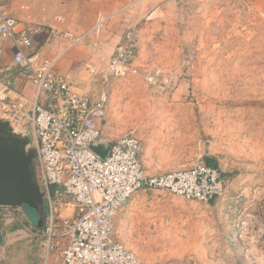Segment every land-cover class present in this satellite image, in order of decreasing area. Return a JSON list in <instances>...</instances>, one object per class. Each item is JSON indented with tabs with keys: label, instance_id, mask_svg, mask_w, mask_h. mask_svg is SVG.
Returning a JSON list of instances; mask_svg holds the SVG:
<instances>
[{
	"label": "rangeland",
	"instance_id": "rangeland-1",
	"mask_svg": "<svg viewBox=\"0 0 264 264\" xmlns=\"http://www.w3.org/2000/svg\"><path fill=\"white\" fill-rule=\"evenodd\" d=\"M153 2L135 25L138 71L111 82L104 134L134 130L149 172L207 156L235 175L214 202L134 194L115 237L145 264H264V0ZM11 212L0 214V264H42L24 228L37 213Z\"/></svg>",
	"mask_w": 264,
	"mask_h": 264
},
{
	"label": "built area",
	"instance_id": "built-area-1",
	"mask_svg": "<svg viewBox=\"0 0 264 264\" xmlns=\"http://www.w3.org/2000/svg\"><path fill=\"white\" fill-rule=\"evenodd\" d=\"M25 1L0 0V68L9 43L12 64L33 85L27 105L17 98L8 79L2 82L0 118L15 128L30 129L37 181L45 194L42 227L24 228L37 238L42 264H145L115 237L113 220L134 194L168 192L208 203L221 198L228 183L202 159L189 167L174 165L165 172H149L142 160L143 144L134 130L112 139L104 134L111 82L138 71L137 26L125 30L116 44L102 83L105 89L94 97L75 89L57 71L56 60L34 44L42 27L22 22L11 8L16 2L20 9H27ZM99 141L109 144L105 157L91 149ZM67 207L71 213L63 215ZM15 209L0 206V214H13Z\"/></svg>",
	"mask_w": 264,
	"mask_h": 264
},
{
	"label": "crops",
	"instance_id": "crops-1",
	"mask_svg": "<svg viewBox=\"0 0 264 264\" xmlns=\"http://www.w3.org/2000/svg\"><path fill=\"white\" fill-rule=\"evenodd\" d=\"M16 3V2H15ZM153 0H27V9L12 4L13 14L22 22L38 24L41 32L34 44L43 53L56 60V69L68 77L75 89L97 97L103 84L101 73L106 67L114 48L122 40L125 30L138 25L142 16L149 14ZM142 24H146L141 22ZM140 25V23H139ZM69 33L68 37L65 34ZM107 48L104 50V48ZM102 48V51L101 49ZM102 52V53H101ZM9 43L0 68V91L2 82L8 79L18 94V99L28 105L32 98L33 85L23 77L11 61ZM22 121H28L23 118ZM218 168L217 159L212 158ZM150 172H159L155 169ZM66 198V197H65ZM69 198L67 197L66 200ZM71 208L63 210L70 215Z\"/></svg>",
	"mask_w": 264,
	"mask_h": 264
},
{
	"label": "water",
	"instance_id": "water-1",
	"mask_svg": "<svg viewBox=\"0 0 264 264\" xmlns=\"http://www.w3.org/2000/svg\"><path fill=\"white\" fill-rule=\"evenodd\" d=\"M91 149L101 157L109 144L96 142ZM205 154L209 152L205 150ZM0 206H27L37 213L36 227L45 219V194L37 181V153L29 128L17 129L0 118Z\"/></svg>",
	"mask_w": 264,
	"mask_h": 264
},
{
	"label": "trees",
	"instance_id": "trees-1",
	"mask_svg": "<svg viewBox=\"0 0 264 264\" xmlns=\"http://www.w3.org/2000/svg\"><path fill=\"white\" fill-rule=\"evenodd\" d=\"M206 164H211L213 166H215L219 173H220V176L221 178H223L225 181H227V183H229L230 179L234 177L235 175V172H223L221 171L218 166H217V163L214 161L212 162V158L211 157H207V156H204V160H203ZM216 199H212L210 202H214ZM18 228L17 225L15 226H12L11 229H16ZM2 234H0V242L2 241Z\"/></svg>",
	"mask_w": 264,
	"mask_h": 264
}]
</instances>
